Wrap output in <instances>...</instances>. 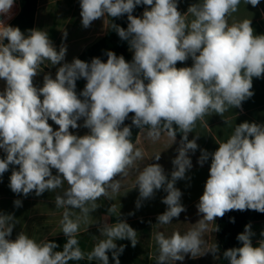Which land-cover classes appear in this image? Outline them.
I'll return each mask as SVG.
<instances>
[{
	"label": "clouds",
	"instance_id": "clouds-1",
	"mask_svg": "<svg viewBox=\"0 0 264 264\" xmlns=\"http://www.w3.org/2000/svg\"><path fill=\"white\" fill-rule=\"evenodd\" d=\"M260 2L243 0L253 7ZM13 4L14 0H0V13L8 14ZM141 4L151 6L150 10L142 18L133 16ZM240 4L241 0H201L189 7L187 13L194 17L189 21L178 11L176 0H80L85 28L105 15L127 14L126 30L111 26L134 50L131 63L112 51L106 53V62L94 57L90 64L79 58L61 63L67 48L62 45L57 51L46 31L32 29L25 35L18 27L0 22V79L6 81L0 92V149L6 153L0 159V176L9 165H18V170H12L9 187L24 197L33 191L40 196L62 189L55 205L64 209L60 224L67 238L62 251H54L57 243L37 242L24 232L9 239L16 219L0 214V264H69L85 259L77 239L81 223H88L90 213L100 206L98 198L111 199L110 191L119 192L121 185L114 178L126 175L134 161L142 159L141 150L131 140V126L121 127L130 113H134L132 126L147 127L153 140L159 139L162 130L174 141L177 131L183 134L170 180L159 163L145 166L137 176V208L141 199L163 188L167 195L162 203L167 210L157 217L158 224H170L186 210L182 192L174 185L192 167L189 150L194 153L198 148L196 138L189 140L188 134L205 115L223 116L230 108H240L254 95L253 77L264 76V35H254L250 19L228 23ZM189 57L193 66L176 67ZM46 61L61 66L55 78L44 75L43 86L37 88L33 78ZM81 78L87 83L78 96L76 81ZM81 118L90 134L77 136L69 129L78 128ZM49 119L58 130H53ZM201 152V166L211 155L209 178L197 204L202 219L184 235L174 231L166 237L156 232L159 254L155 264L183 261L187 254L197 257L208 223L229 211L264 213V125L243 122L214 153ZM14 205L20 207L22 201L15 200ZM115 211L114 205L108 209ZM250 229L245 225L237 236L241 247L223 252L229 264H264V240L253 246ZM100 233L106 239L87 254L89 264H109L108 252L120 264L125 245L118 247L115 241L127 239L132 247L139 242L137 232L124 221L106 224ZM208 252L217 255L219 248L215 244L203 254Z\"/></svg>",
	"mask_w": 264,
	"mask_h": 264
},
{
	"label": "crops",
	"instance_id": "crops-1",
	"mask_svg": "<svg viewBox=\"0 0 264 264\" xmlns=\"http://www.w3.org/2000/svg\"><path fill=\"white\" fill-rule=\"evenodd\" d=\"M176 2L178 11L182 15L186 14L190 21L194 17L187 13L189 7L200 3L201 0H176ZM150 7L146 6L142 10V16L146 9L150 10ZM21 8L22 0H14L11 8L15 12L14 16L10 10L7 15L12 18L6 21L5 26H8L18 16ZM80 12V0H38L34 29L46 31L57 51L62 45L66 46L65 61L61 63H71L74 58H78L88 46L104 37L107 32V15L93 21L88 28H85L82 25ZM244 19L251 20L254 35H264V0H261L256 7L245 4L241 0L238 11L228 17V23L231 25ZM65 32L67 33L66 37ZM130 53L134 57V50L130 49ZM60 66H52L50 62L46 61L41 66L42 69L38 75L33 78L34 86L42 87L43 78L46 74L50 73L55 78L56 71ZM191 66H193L191 57L185 62H177L176 64L178 69ZM252 84L251 90L254 95L243 101L240 108H230L223 116L209 113L204 116L203 121L198 120L193 131L188 134L189 140L196 138L198 148L194 153L189 150L188 156L191 159L192 167L186 171L185 178L177 180L174 185L182 192L181 203L186 210L178 218H173L172 222L167 225H160L157 220V217L167 210V205L162 203V199L166 197L167 193L163 188L155 190L153 197L141 199L140 207L137 208V200L140 199V194L139 188L136 186V179L145 166L159 163L170 180L174 170L172 161L178 155L177 149L180 147L181 139L176 137L174 141L166 131H161L159 139L153 140L147 135L148 129L143 128L134 143L135 147L141 150L142 159L134 161L133 165L126 170V175L121 174L114 178L121 185L119 192L114 194L110 191L111 199L103 196L98 198L97 203L100 206L90 213L88 223H81L80 225L77 239L82 252L85 254L88 251L91 252L101 240L106 239L100 233L102 226L124 221L137 232L139 242L135 247L139 248L140 241H142L145 246L143 247L144 250L149 249L148 258L149 263H151L159 254L158 245L155 241L156 232H163L166 237H170L174 231L184 235L194 228L195 223L202 219L203 214L198 212L197 204L204 192L211 165V155L203 166L198 163L202 155L201 150H206L210 154L214 153L218 149L219 143L226 142L233 134L235 126L243 122L264 125V76L261 78L253 77ZM5 88L6 81L0 79V92H3ZM41 99H43L42 96ZM48 123L54 131L58 130L59 126L51 119ZM77 123L80 125L78 128L69 129L72 134L77 136L90 134V129L83 127L84 118H81ZM158 154H160V159L157 161L155 156ZM4 158H6V153L0 149V159ZM13 169L18 170L19 166L9 165V170L0 176V214H11L16 219L9 239L14 240L19 233L24 232L37 242L49 240L57 243L58 248H61L57 240H67L62 233L60 224L64 209L56 207L55 196L61 194L62 189H57L56 192L45 191L40 196H37L35 191L27 197H24L23 194H15L9 187ZM52 173L56 175L57 170L52 169ZM64 187H67L66 183ZM15 200H21L22 206L16 207L14 205ZM112 205L115 206L116 211L109 213L108 209ZM74 211L77 215L80 214L78 209ZM217 221L218 217L215 218V221L208 223L207 231L202 234L205 243L201 246V251L197 257L187 254L183 261L170 262V264H213L218 254L203 253L215 245ZM249 225L254 234L251 237L253 245L264 240V235H261L264 233V221ZM84 234H88L90 237H83ZM115 243L117 246L118 243L123 244L126 249L131 251L137 250L131 246V242L127 239L117 240ZM108 256L109 259L112 258L111 252H108Z\"/></svg>",
	"mask_w": 264,
	"mask_h": 264
},
{
	"label": "trees",
	"instance_id": "trees-1",
	"mask_svg": "<svg viewBox=\"0 0 264 264\" xmlns=\"http://www.w3.org/2000/svg\"><path fill=\"white\" fill-rule=\"evenodd\" d=\"M37 6L38 0H22V8L20 13L15 19L10 22L8 26L18 27L25 35H28L29 30L34 29ZM146 6L147 5L143 4L136 6L133 10L132 15L138 18H142V10ZM112 24L118 25L126 30L129 24L127 14L117 18H111L110 16H108V29L105 36L88 46L78 57L79 59L90 64L94 57H98L102 62H106V53L108 51H112L118 57L122 55L125 58L126 62H133V57L130 53L131 48L129 42L119 37L117 32L112 28ZM4 43H7V40H5ZM86 83L87 81L83 78L76 81V92L78 96L84 90ZM80 98L83 99V97ZM133 115L134 113H130L128 119L125 120L124 125H122L121 127L131 126V140L133 143H135L139 132L143 128L138 129L135 126H132L131 118ZM182 135V133L177 131L176 137L182 139ZM233 218L234 223L231 222ZM259 221H264V213H260L254 210H233L227 212L222 218L218 217L217 226L219 228V231H216L214 242L219 248V253L213 264H229V261L223 257V252L230 248L241 247L242 243L237 240V236L244 232L245 225H249L251 223ZM83 237L90 236H88V234H84ZM66 241L67 240L65 239L57 240V242L61 245V248H56L54 249V251H62L63 245L66 243ZM120 245L121 244L118 243V247ZM253 246H258V244H254ZM143 247L145 246L143 242L140 241L139 248L133 247L137 250L131 251L125 248L123 253L119 255L120 264H155V261L149 263V249L145 251ZM88 253H90V251H88ZM88 253L85 254L84 260L69 261V264H89V262L87 261ZM91 264H98V262L93 261L91 262ZM109 264H115L113 258L109 259Z\"/></svg>",
	"mask_w": 264,
	"mask_h": 264
},
{
	"label": "bare ground",
	"instance_id": "bare-ground-1",
	"mask_svg": "<svg viewBox=\"0 0 264 264\" xmlns=\"http://www.w3.org/2000/svg\"><path fill=\"white\" fill-rule=\"evenodd\" d=\"M11 11H12V16H14L13 15L15 13L14 10H11ZM0 15L2 17L1 20H0V22H3L4 24H6V21L8 20V15L7 14H3V13H0ZM4 17H6V19H4Z\"/></svg>",
	"mask_w": 264,
	"mask_h": 264
},
{
	"label": "rangeland",
	"instance_id": "rangeland-1",
	"mask_svg": "<svg viewBox=\"0 0 264 264\" xmlns=\"http://www.w3.org/2000/svg\"><path fill=\"white\" fill-rule=\"evenodd\" d=\"M11 18H12V17H10V18L8 17V20L11 19ZM4 19H6V17H4Z\"/></svg>",
	"mask_w": 264,
	"mask_h": 264
},
{
	"label": "water",
	"instance_id": "water-1",
	"mask_svg": "<svg viewBox=\"0 0 264 264\" xmlns=\"http://www.w3.org/2000/svg\"><path fill=\"white\" fill-rule=\"evenodd\" d=\"M1 18H2V17L0 16V20H1Z\"/></svg>",
	"mask_w": 264,
	"mask_h": 264
}]
</instances>
